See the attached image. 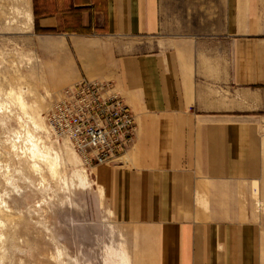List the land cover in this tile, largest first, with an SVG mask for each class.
<instances>
[{"label": "crops", "instance_id": "obj_1", "mask_svg": "<svg viewBox=\"0 0 264 264\" xmlns=\"http://www.w3.org/2000/svg\"><path fill=\"white\" fill-rule=\"evenodd\" d=\"M26 2V51L69 55L136 116L126 165L98 171L155 264H264V0Z\"/></svg>", "mask_w": 264, "mask_h": 264}, {"label": "rangeland", "instance_id": "obj_2", "mask_svg": "<svg viewBox=\"0 0 264 264\" xmlns=\"http://www.w3.org/2000/svg\"><path fill=\"white\" fill-rule=\"evenodd\" d=\"M26 3L0 0V264H155L153 227L118 217L98 171L126 165L130 157L89 165L48 127L59 91L81 78L69 55H35L21 45V34L31 29ZM21 92L28 116L16 100ZM33 142L59 156L56 175L44 158L31 156ZM261 184L250 213L263 223L256 201L264 202V177Z\"/></svg>", "mask_w": 264, "mask_h": 264}, {"label": "built area", "instance_id": "obj_3", "mask_svg": "<svg viewBox=\"0 0 264 264\" xmlns=\"http://www.w3.org/2000/svg\"><path fill=\"white\" fill-rule=\"evenodd\" d=\"M111 85L87 78L64 88L48 114L59 136H67L89 165L104 163L129 149L137 132L130 106Z\"/></svg>", "mask_w": 264, "mask_h": 264}, {"label": "bare ground", "instance_id": "obj_4", "mask_svg": "<svg viewBox=\"0 0 264 264\" xmlns=\"http://www.w3.org/2000/svg\"><path fill=\"white\" fill-rule=\"evenodd\" d=\"M27 19L28 20H30V15L27 13ZM84 79V78H83ZM81 81V80H80ZM93 81H98V80H93ZM79 82V81H78ZM99 82H101V83H103V84H108V83H106V82H102V81H99ZM109 85H111V84H109ZM72 86V85H71ZM110 91L112 92V93H115V94H118L117 93V91L115 90V89H113V88H111L110 89ZM61 92L62 91H59V93H58V95L60 96V94H61ZM13 93L14 92H12V91H10L9 92V94L10 95H13ZM16 100H17V103L19 104V107L22 109V111H23V114H26L27 116H28V111H27V102H26V100H25V97H24V93H20L17 97H16ZM1 105V104H0ZM1 107V106H0ZM51 109H52V107H51ZM50 109V110H51ZM135 119H136V116H135ZM49 126V129L51 130V132H53L54 134H56L57 135V137H59V134L58 133H56L55 132V130L51 127V125L50 124H48ZM60 137H62V138H66V139H68L70 142H71V140L67 137V136H60ZM71 144H72V142H71ZM73 145V144H72ZM32 147H30L29 149H30V153H31V156L35 159V158H44L46 161H47V163H48V165H49V168H50V170H51V172H52V174L53 175H56L57 174V171H58V169H59V156L56 154V152H55V156H52V155H50V154H47V153H44V152H42L41 151V149L38 147V145L35 143V142H33V145H31ZM74 147V146H73ZM75 148V147H74ZM76 149V148H75ZM130 149V148H129ZM129 149H127L126 150V152L127 151H129ZM77 150V149H76ZM125 152V153H126ZM124 154V153H123ZM118 157H116L115 159H113V160H109V161H107V163H109V162H112V161H114V160H116ZM104 163H106V162H104ZM32 166H33V168L37 171V170H39V168H40V166L37 164V163H33L32 164ZM82 180V182H84L85 183V185H87L86 184V180H87V178H83V179H81Z\"/></svg>", "mask_w": 264, "mask_h": 264}]
</instances>
